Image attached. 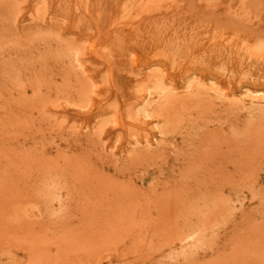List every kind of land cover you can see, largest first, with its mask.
<instances>
[{"label":"rangeland","instance_id":"obj_1","mask_svg":"<svg viewBox=\"0 0 264 264\" xmlns=\"http://www.w3.org/2000/svg\"><path fill=\"white\" fill-rule=\"evenodd\" d=\"M262 97L264 0H0V264H264Z\"/></svg>","mask_w":264,"mask_h":264},{"label":"bare ground","instance_id":"obj_2","mask_svg":"<svg viewBox=\"0 0 264 264\" xmlns=\"http://www.w3.org/2000/svg\"><path fill=\"white\" fill-rule=\"evenodd\" d=\"M250 90H251V89H250ZM259 92H261V91H259ZM251 93H253V92H251ZM145 94H146V93H145ZM253 94H254V93H253ZM256 94H257V92H256ZM256 94H255V95H256ZM250 96H251V95H250ZM262 98H263V97H262ZM263 100H264V98H263ZM191 101H192V100H191ZM185 104H186V103H185ZM237 107H238V106H237ZM158 109H159V108H158ZM159 110H160V109H159Z\"/></svg>","mask_w":264,"mask_h":264}]
</instances>
